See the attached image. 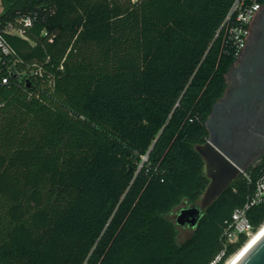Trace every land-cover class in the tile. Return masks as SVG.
Here are the masks:
<instances>
[{"label":"trees","instance_id":"16d2710c","mask_svg":"<svg viewBox=\"0 0 264 264\" xmlns=\"http://www.w3.org/2000/svg\"><path fill=\"white\" fill-rule=\"evenodd\" d=\"M233 2L0 0V30L22 32L2 33L9 54H0V264L215 259L232 212L254 196L264 153L182 242L170 214L197 204L209 183L195 147L235 61L214 38ZM246 217L255 233L264 201Z\"/></svg>","mask_w":264,"mask_h":264},{"label":"water","instance_id":"95a60500","mask_svg":"<svg viewBox=\"0 0 264 264\" xmlns=\"http://www.w3.org/2000/svg\"><path fill=\"white\" fill-rule=\"evenodd\" d=\"M259 36L263 46L255 52V47L250 50L253 55L252 64L246 62L238 68L231 69L226 75L240 76L248 73L254 78L264 79V76L255 72L260 68L264 73V9L259 16ZM230 97H224L215 102L206 118L204 125L207 129V140L202 145H197L195 151L201 156L204 163L205 176L209 183L203 191L199 204L181 208L175 218L177 226L187 225L194 230L202 212L243 172L245 167L252 162L251 154L264 151V144L258 149L250 151L248 147L233 142L234 136L241 134L249 126L250 117L258 101L264 100V85L256 88H237L230 91ZM240 104L245 114L232 108ZM246 132V131H245ZM236 149V150H235ZM236 264H264V234L259 240L236 262Z\"/></svg>","mask_w":264,"mask_h":264},{"label":"built area","instance_id":"2783aa9c","mask_svg":"<svg viewBox=\"0 0 264 264\" xmlns=\"http://www.w3.org/2000/svg\"><path fill=\"white\" fill-rule=\"evenodd\" d=\"M261 5L262 4L256 0H234L223 23L215 33L214 38L221 37L222 48L225 52L232 53L234 59L239 56L243 49L251 22L256 13L260 10ZM21 22L24 26H30L31 24L30 18H24ZM14 31L17 33L16 35H21L22 33L21 30L12 25H8L5 29L0 30L1 55L9 54V49L3 41L2 33L14 34ZM1 83H7V79L2 78ZM260 201H264V172L256 182L255 193L252 200L244 207L235 209L232 212L231 219L222 233V249L210 264H216L225 255L228 246L235 244L241 235H244L248 239L253 234V227L246 217V211L249 206ZM229 259H227V261Z\"/></svg>","mask_w":264,"mask_h":264},{"label":"flooded vegetation","instance_id":"af4514ba","mask_svg":"<svg viewBox=\"0 0 264 264\" xmlns=\"http://www.w3.org/2000/svg\"><path fill=\"white\" fill-rule=\"evenodd\" d=\"M263 9L264 4L261 5L260 10L256 13L255 17L253 18L245 45L241 50L239 56L235 59L234 63L230 67L229 71L231 69L238 68L241 64L245 62L248 65L252 64L253 55L252 53H250V50L255 47V52L253 54L256 55L257 48L259 49V46H263V42L260 40L259 36V16ZM255 72L261 76H264V73L260 68L256 69ZM226 83L227 86L221 98H224L226 96L230 97V91L239 87H241L242 89L256 87L261 88L262 85H264V79L254 78L248 73H242L240 76H235L232 73ZM232 109L239 110V112L243 115L245 114V111L242 106H240V104H236ZM245 131H243L241 134L235 135L233 142L241 146L243 145L244 147L249 146V148L251 149L250 151H254L255 149H258L260 145L264 144V100L258 101L255 105L253 113L250 117L249 126L245 129ZM263 153L264 151H260L257 154H251L250 160L253 161Z\"/></svg>","mask_w":264,"mask_h":264},{"label":"bare ground","instance_id":"6f19581e","mask_svg":"<svg viewBox=\"0 0 264 264\" xmlns=\"http://www.w3.org/2000/svg\"><path fill=\"white\" fill-rule=\"evenodd\" d=\"M263 234L264 224L247 239L245 244L234 255H232L225 264H236V262H238V260L259 240Z\"/></svg>","mask_w":264,"mask_h":264},{"label":"rangeland","instance_id":"374dc122","mask_svg":"<svg viewBox=\"0 0 264 264\" xmlns=\"http://www.w3.org/2000/svg\"><path fill=\"white\" fill-rule=\"evenodd\" d=\"M0 12H1V4H0ZM14 34H17L15 31H14ZM197 204H199V201H197ZM188 205L186 204H181L180 206L176 207L172 213L170 214V219L172 221L175 222V218L177 216V213L178 211L181 209V208H184V207H187ZM177 229H178V242H182L184 241L186 238L190 237L191 233H192V230L190 227H188L187 225H184V226H177ZM227 262V261H226ZM225 262V263H226ZM224 263V264H225Z\"/></svg>","mask_w":264,"mask_h":264}]
</instances>
